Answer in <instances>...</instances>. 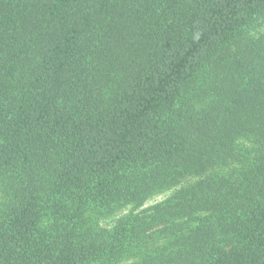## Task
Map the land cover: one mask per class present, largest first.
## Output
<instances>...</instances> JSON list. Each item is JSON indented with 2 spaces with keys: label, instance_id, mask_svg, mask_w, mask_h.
<instances>
[{
  "label": "trees",
  "instance_id": "16d2710c",
  "mask_svg": "<svg viewBox=\"0 0 264 264\" xmlns=\"http://www.w3.org/2000/svg\"><path fill=\"white\" fill-rule=\"evenodd\" d=\"M128 256L264 264V0H0V264Z\"/></svg>",
  "mask_w": 264,
  "mask_h": 264
},
{
  "label": "rangeland",
  "instance_id": "374dc122",
  "mask_svg": "<svg viewBox=\"0 0 264 264\" xmlns=\"http://www.w3.org/2000/svg\"><path fill=\"white\" fill-rule=\"evenodd\" d=\"M172 193V190H165L158 192L150 196L143 206L136 210H132L131 206L123 207L122 209H115L112 211H103L98 207H91L82 214L81 221L79 223L80 231H92L99 232L102 230L108 231L116 226L117 222L123 217L127 216L130 212L138 213L142 209H147L158 203L163 202ZM130 261H135V258L128 256L120 261L115 262H96L93 264H129Z\"/></svg>",
  "mask_w": 264,
  "mask_h": 264
}]
</instances>
